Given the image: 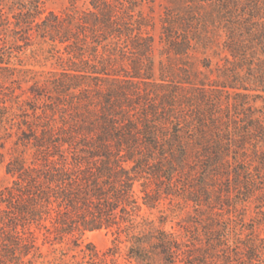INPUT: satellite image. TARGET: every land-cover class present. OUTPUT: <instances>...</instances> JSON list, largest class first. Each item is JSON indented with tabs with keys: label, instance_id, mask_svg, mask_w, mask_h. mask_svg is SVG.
Segmentation results:
<instances>
[{
	"label": "trees",
	"instance_id": "16d2710c",
	"mask_svg": "<svg viewBox=\"0 0 264 264\" xmlns=\"http://www.w3.org/2000/svg\"><path fill=\"white\" fill-rule=\"evenodd\" d=\"M144 1L70 0V9L56 13L45 0H0V36L13 25L19 42L29 43L34 32L63 46L68 63L52 84L58 95L75 94L52 103L57 120L20 124L27 129L18 141L33 158L5 165L11 183L0 189V264H36L40 228L50 242L71 248L86 232L115 235L102 254L89 243L81 258L56 264H118L122 243L136 264H264V222L231 242L229 227L217 229L213 218L203 227L204 242L186 244L141 214L168 197L206 206L214 216L251 201L263 210L264 0H184L190 9L204 3L217 11L222 65L209 87L190 83L184 72L180 88L162 93L150 90L152 68L144 63L154 45L150 21L138 11ZM195 14L168 12L161 20L170 55L188 58L200 32H208ZM11 56L0 64L12 65ZM127 60L130 71L112 69Z\"/></svg>",
	"mask_w": 264,
	"mask_h": 264
},
{
	"label": "rangeland",
	"instance_id": "374dc122",
	"mask_svg": "<svg viewBox=\"0 0 264 264\" xmlns=\"http://www.w3.org/2000/svg\"><path fill=\"white\" fill-rule=\"evenodd\" d=\"M70 4V0H45V9L62 13L64 10L70 9ZM76 6L83 8V3L79 1ZM138 11H141L143 16L150 21L151 27L148 28V31L154 39L153 49L144 62L146 67L148 66L147 68L149 66L152 68L149 75H153L152 79L154 80L151 83L156 84H149L151 91L162 93V91H168L171 88H180V77L184 75V72L192 84L202 83L209 87L216 80L213 71L217 64L222 65L221 60L224 56L222 43L225 39L224 33L217 28L219 26L217 11L204 3L197 4L190 9V5L184 0H146L138 8ZM188 11L195 12L196 18L202 17L203 21L207 22L208 32L200 30L201 34L198 35L200 41L195 47V52L188 58L181 59L170 55L165 50L166 47L160 37L161 20L168 12L172 13L174 17L184 19ZM12 28L13 25L8 28L6 36H0V57L7 53L12 55L10 58L12 65L7 67L5 64H0V189L11 183L10 176L5 173V165L12 158L21 156L28 163L33 158L32 150L24 148L18 141L21 130L27 129L26 126L20 125L22 120L25 119L28 124L34 125L47 120H57L59 115L53 116L50 113V109L53 107L52 103H60L59 98L61 97V101H68L67 97L75 95H58L54 92L52 84L58 78V73L66 68V63H68L66 62L68 56L63 46L39 38L34 32L31 33L32 39L29 43L19 42L16 40L17 36L10 31ZM127 57L134 60L136 56L130 53L127 54ZM119 65L112 69L118 72L131 69L128 60L123 63L119 62ZM205 65L208 68H205ZM10 67H15L22 73L13 72ZM91 87L89 89L94 90L93 86ZM145 88L140 84V90ZM85 96L89 97L90 94H85ZM254 106L260 109L263 104L261 101H257ZM262 112L264 113V110ZM139 195L142 194L139 193ZM226 210L216 211V213H221V216H214L206 206L194 207L192 203L183 199L168 197L162 198L155 208L144 206L141 214L152 221L155 226H161L166 232L172 233L179 241L186 244L194 242V239H202L204 242L203 227L211 224L213 218L216 219L214 224L217 225V229L223 225L229 227L230 235H232L231 242L236 234L242 233V230L247 233L245 229H249L252 225L256 227V223L264 222V214H261L264 207L263 210H260L253 201L246 207L238 204L236 211L230 213L229 216L225 215ZM228 217H231L233 221H229L226 225L225 220ZM261 229L264 234V227L262 226ZM220 234H224V232ZM35 236L42 253V258L38 259L36 264H56L62 258L69 261L72 255H78L81 258V250H85V245L89 243L102 254L111 247L112 241L115 239L113 232L107 230L86 232L77 236L80 246L71 248L73 244L70 242L69 244L68 242L63 244L50 242V236L46 238L48 234L43 228L36 229ZM119 246V253L115 255L114 260L118 264H136L134 259L130 260L127 257L129 244L122 243ZM61 251L66 253L64 257L61 256Z\"/></svg>",
	"mask_w": 264,
	"mask_h": 264
}]
</instances>
